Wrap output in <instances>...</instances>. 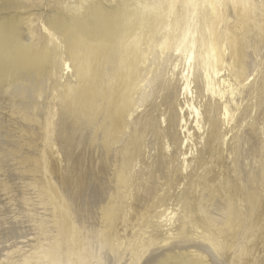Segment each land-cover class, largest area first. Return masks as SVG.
Segmentation results:
<instances>
[{
    "label": "bare ground",
    "instance_id": "1",
    "mask_svg": "<svg viewBox=\"0 0 264 264\" xmlns=\"http://www.w3.org/2000/svg\"><path fill=\"white\" fill-rule=\"evenodd\" d=\"M111 1H112V4L110 3L112 5L111 8L110 7L109 8L102 7V9L98 10L100 12L96 13L97 15H99L100 18H103V21H104L103 29H101L100 27H97L96 26L97 24L95 25L92 22L91 17L88 15V10L91 8V3H92V1L89 2V0H80L79 2H76L75 4H68L66 1H64V3L62 2L63 3L62 4L63 6L61 8L62 16H61L60 20L62 22H69L70 21V23H67V25L72 24L73 21L76 22L79 31L84 29L83 26L85 28H95L94 31H96V33L99 34L100 30L102 32H105L104 30H106V29L109 30V28H106V27L110 26V24L114 23L115 21L119 20L120 18H122V21L126 22V21H129V19L133 18L134 16H138L137 18H138V21L140 23V27H143V26L147 25L146 22L149 24L148 19L153 18V20H154V18H155L154 16L159 17V15H160V17L158 19L159 24H161L162 29L166 30L165 32L168 31V35H169L170 31H174V27L180 25L187 18L190 21L193 13L197 10V8H200L199 3L204 2V5L208 4L207 7L209 6L208 10H209V13L211 14V18H210V20H208L209 24L207 26L210 30L209 35L210 34L211 35L208 38V40L205 37L206 41H207V47L206 48L208 49L209 53L207 52L208 54L205 56L204 55L201 56L200 54L198 55V52H199L198 47L200 46L199 40L202 38V33H201L200 39H199V37H198L199 35H198L196 37V39L194 37V40L192 41V36L190 37V34H189V32H191V31H187L188 28H187V30H185L187 32L184 34L185 38L183 39L184 41L182 43H181V41H179L177 43V47H176V43L173 45L171 44L172 46H167L169 48L171 47L170 49L167 48L168 50L166 49L167 51L165 50L166 52H164L165 54H167V55H165V57L166 56L168 57L169 63L171 61L176 62V60L177 61L179 60L180 63H181V61H183L181 64L172 62V64L178 66V69H179V67L182 66L183 63H188L189 67H190V71L188 74H187V72L185 74H187V77L188 76H190V77L188 79L187 77L184 76V78H185L184 81L186 80V78L188 81V83L186 85H184L185 88H183V82L181 84L179 81L174 82L171 80V82L175 83L174 85L173 84L170 85L171 82L168 84V85H170V88L172 86L171 89L167 88V86H165L166 85L165 84L163 86V89L165 88L164 90H165V93H167V94L162 92L163 94H160V95L158 94L159 96L156 97V99L151 96L152 98H154L153 100H155L152 105L150 103H149L150 105L147 103L148 102L147 100H149L148 99L149 95L147 93L148 92L150 93V91H152V89H154L153 88L154 85H156V87H158V89H159V87L162 86L161 85L162 79L159 78V80L155 79V81H154L153 77H152L154 74L152 69H151V71L153 74L152 73H149V74L143 73L144 70L146 71L148 66H147V68H144L142 70V72H140V75L135 74L140 79H137V77L131 73L128 74L129 73L128 71H127V74L125 73L127 76L124 73H120V74L126 76V80H128V82L130 80H131V82L129 84L128 82H126L124 80V77L121 78V76H120L121 79L120 78L119 79L120 80L123 79L122 81H125L126 83H128V85L125 86L126 88L123 87L124 86L123 83L125 84V82H123L122 83L123 86L120 85V86H122V88L119 86V88L117 87L118 89L116 91L114 89V92H112L113 93L112 94L113 102H114V100L119 101V104L117 106L118 109L116 110V113L121 112L123 114L124 118H127V119L130 118L132 115H138V116H135L137 118L134 117V119H136L134 122L132 121L133 127H130L129 125L128 126L123 125L121 128V130H122L121 133L117 132L116 129L114 128V131L109 132V130H107L105 133L102 134L101 137H99V135H98L96 138L97 144L99 143L100 145L101 144L104 145L103 149L106 151L105 153L108 156H113L112 157L113 160H112L111 164L115 165L114 168H116V169L113 168L114 169V171L112 170L113 173L111 171H110L111 173H109V170H108L109 179H108V177H107V179L109 181H108V183L103 182L105 184L104 186H106V183H107L106 189H104L103 191L101 190L103 186L102 187L99 186V187H101V189L98 190L99 187L98 188L96 187L97 191H94L93 193L91 192L92 194L90 195L89 193H90L91 189L89 187H87V185H86V187H87L86 190L89 188L88 189L89 190V193H88L89 198L94 196V198H100V199L105 198V199H107V202L106 203L104 202L105 204H104V206H102L100 215L98 214V216H100V222H101L99 227L95 226L96 228L95 227L93 228V227H90V225H89L90 228L84 227L85 223H87L86 221H88V219H89V216H87L85 213L82 216L83 217L82 218V217H80V215H81L80 212H79L80 215H77V213L74 212V211H76L75 207L73 206V205H75V204H73L75 202H72V200L76 197H79V196L74 195L76 197L73 198V195L70 194L71 192H69L68 187L64 186L65 185L64 183H65V181L67 182V179L65 181H63V180L60 181L61 182V184H60L61 188L58 185H56V183L52 180L53 178L51 179V176L53 174L57 173V170H55L57 168V166H56V168L53 167V165H52L53 160H51V156H54L53 155L54 152L56 153V151L53 149V146H55V143H56L55 141L58 138V136H57L55 139V136L57 135L56 133L58 132V134H60L59 131H57L56 133L54 132L56 135H53V136L51 135V138L55 140V141L53 140L55 142V143H53L54 144L53 146H52V143H50V141H48L50 139L47 140L48 142L45 141L48 143L47 148H49L50 151L54 150V152L52 151L53 153L49 151V153H46V155H47L46 157H44L45 154L42 156L43 158L41 160H39L41 155H40V157L37 156V157H39V159H35V157H33V158L31 157L29 159L26 157L27 159L32 161V163L29 162L30 166L34 165V166H32V168H34V169L36 168V170H33L31 168V170L34 171V172L33 171L32 172L33 173L37 172L41 176V178L37 177V179H40L41 181L39 182V186L37 189L38 190V196H35V197L36 198L39 197L37 199H40L42 206L43 205H45L46 207L49 206L48 208L52 207L53 213H54V215L52 216V217H54L53 218L54 221H52V222H54L53 227L55 229V236L51 235L53 238H51L49 240V242L47 240L48 244L47 243L43 244L42 242L38 241L39 243L36 245L33 252H31L30 254L24 255L20 259L13 261L12 263L10 262V263L11 264H93V263L104 264L103 261H104L106 255H107V258H106L107 260H109L108 256L110 255L109 257H111V258L113 257L112 259H116V260L120 259L122 256H126L125 261H123L124 257L122 258V262H124L123 264H142L143 260H145L147 255L149 253H151L152 251H155L162 246H164V247L168 246L169 247V246H175L176 243H178V244L182 243V246L185 247L186 248L185 250L188 251L187 253L192 255V257L195 261H200L203 264H210V261L207 259L208 255L211 256V259L214 263L215 262L214 260H216L220 256H221V258H222V256L224 257L225 256L224 254H226L228 251L232 253L230 255L231 256V264H256L257 258L259 256H261V253L263 252V250H258V247L263 246V245L260 246L261 238H259V237H262V235L264 234V124L261 123V119H264V117L261 118L262 116H258L260 118H255V120L257 119L256 122L254 120L252 122L258 123L257 121H260V123H258L257 125L256 124L250 125L248 132L246 131L247 133H245V134L242 133L243 135L241 133L235 134L234 133L235 130L231 128L232 125H230V122L235 116L238 115V113H240L243 118L248 112L250 113V111H248V109H249L248 107H250L252 105L251 104L247 105V103L248 102L253 103V102L249 101L251 98H249V100L247 102V98L249 95L244 94L245 95L244 96L241 92H244L243 90H246V88H248L247 87L249 84L248 81L251 82L250 78L253 79V76L255 75V73H256V76H259L258 81L256 80L257 81L256 83L251 82V84L252 83H255V84L251 88L252 89L251 91L249 88L248 89L252 94L255 92L257 93L258 97L256 99H260L261 101H263V99H264V52L263 53L260 52L262 48H260L259 50L257 49L258 43L260 42L259 39L255 40V43H256L255 46H257V47H255V49H254L253 46L249 45V43H248L249 40H248V38H246V36H247L246 34L248 33L249 30H252V29L255 30V28H257V30H258V28H260V29L264 28V7L262 4L264 0L263 1L262 0H210V1L209 0H185L184 4H183L184 5L183 6L184 7L183 8L184 13H181V14L178 13L176 11L174 5H172L173 0H172V3L169 2L170 0H167V3H170V5L165 3L166 1L164 2V0H158L157 2H154V3H151V1H147V0H136V1L119 0L116 4H113L114 3L113 0H111ZM163 2L166 4L165 7H167V8H165L164 13L163 12L161 13V9H163V8H161V6L165 5ZM228 4L231 6V10H230L231 12L230 13H232V11H234V12L231 14L233 17L228 16V19H227L228 14L226 15L227 22L225 21V23H228V25L226 24L228 26V28L226 27L227 29L225 30V32L222 33L224 38L221 39V38H219L218 32L220 31V29L218 31V28H219L220 23H222L223 26L225 25V23H223L224 20L222 21V17H220V16L224 15V12H223V11H225L224 7ZM241 6H245V7L243 9V13L238 15V10ZM205 12H206V10H205ZM219 12H221V13H219ZM202 13H204V12H202ZM222 13H223V15H220ZM233 14L236 17H234ZM10 17H12V14ZM97 18L98 17H96V19ZM205 19H207V18H205ZM214 20H216V24L213 27V25L211 26V22H213ZM135 21H137V20L135 19ZM150 22H151V20H150ZM193 22H194V19H193ZM80 24H82L81 25L82 27L80 26ZM117 25H119V23ZM99 26H100V24H99ZM192 26H194V25L192 22H190L189 27L191 28ZM146 27H148V26H146ZM163 27H165V28H163ZM224 28L225 27H223V29ZM1 29H2V27H1ZM143 29H146V28L143 27ZM176 29H177V27H176ZM176 29L174 32H176ZM185 29H186V27H185ZM45 30H47V29H45ZM53 30H55V29H53ZM53 30L51 29L50 33ZM72 30H73V28H72ZM108 30H106V31H108ZM138 30H140V29H138ZM138 30L135 29V31H137V32H138ZM57 31L58 30H56V32ZM193 31H194V29H193ZM204 31H205V33L208 32L206 29ZM262 31L263 30H261L259 34H263ZM2 32H3V30H2ZM54 32L55 31H53V33ZM142 32H143V30H142ZM158 32H159V30H158ZM158 32H157V36L159 35V37L155 39L156 36L154 37V35H153L154 38L152 37L153 40L151 39L152 40L151 42L153 44L151 43V45L149 46V49L147 51L148 53L145 56L146 58H144V59H146L147 63L149 61H152V60H153V62H155L154 59H156V57H158V54L160 53L158 51V48L156 47L157 46L156 43L161 42L162 37H160V34H158ZM134 33H136V32H134ZM148 33H149V31H148ZM162 33H161V35H162ZM55 34H53L54 37H56ZM69 34H72V33H69ZM78 34H80V33L78 32ZM140 34H141V32L134 34V35L137 36V38H138ZM163 34H166V33H163ZM192 34L195 35V32H193ZM196 34H198V33H196ZM3 35L5 37L9 36L7 34H3ZM58 35H59V33H58ZM120 35H122V34H120ZM143 35L147 36L146 34H143ZM168 35H167V37H169ZM62 36H64V35H62ZM144 36H142V37H144ZM162 36L164 39L166 38L164 35H162ZM91 37H93V35ZM26 38H29V36L28 37L26 36ZM133 38H135V37H133ZM178 38H177V40H178ZM190 38H191L192 42L190 41ZM86 39L87 38H85L83 40L85 41ZM131 39H129V40H131ZM157 39L160 41H157ZM76 41H77V39H76ZM110 41H112V40H110ZM169 41H167V43ZM154 42H156V43H154ZM0 43H1V41H0ZM28 43H29V41H28ZM120 43H122V42H120ZM133 43H135V42L133 41ZM78 44H79V42H78ZM126 44H128V43H126ZM139 44L140 43H136L134 46L136 49V52L138 51L137 45H139ZM178 44H181V45H178ZM48 45H50V44L48 43ZM71 45H72V43H71ZM119 45H121V44H119ZM158 45H160V43ZM243 45L245 46V48L243 47ZM16 46H18V45H16ZM116 47H119V46L117 45ZM145 47H146V45H145ZM139 48H141V47H139ZM142 48H143V46H142ZM144 48L141 49V51L142 50L144 51ZM79 49H80V47H79ZM129 49L130 48H128L127 50H129ZM90 50H92V49H90ZM159 50H160V48H159ZM70 51H71V49H70ZM141 51H138V52L140 53ZM66 52H68V51H66ZM81 52L82 51H80L79 54ZM92 52H95V50H93ZM11 53H13V52H11ZM25 53H27V52H25ZM128 53H129V51H128ZM132 53H134V51ZM3 54H6V53H3ZM44 54L47 56V52H44ZM68 55H69V53H68ZM88 55H89V52H88ZM32 56H34V55H31V53L28 55V57H32ZM49 56H50V54H49ZM34 57L29 58V59L33 60ZM38 57H41V56H38ZM127 57H129V56H127ZM49 58H51V57H49ZM64 58H67V57H64ZM82 58H83V60L85 59L84 56ZM102 58H104V57H102ZM71 59L72 58H70V61H71ZM123 59H125V58H123ZM164 59L165 58L162 59L161 63L163 62ZM36 60H37V57H36ZM77 60L79 61V58ZM77 60H75V61H77ZM83 60H82V62H83ZM254 60H256L258 63L254 62V68H252L253 65H251V62ZM108 61H109V59H108ZM201 61H203V62H201ZM37 62H38V60H37ZM77 62L76 63L74 62V63L77 65ZM86 62L89 63V60H87ZM112 62L113 61H111V63ZM200 62L204 63V64L200 65ZM54 63H56V62H54ZM72 63L68 64V65L66 64L68 69H71L70 65L72 66ZM80 63L81 62H79V65H80ZM101 63H103V62H101ZM106 63H108V62H106ZM166 63H168V62H166ZM169 63H168V65H169ZM34 64H35V61H34ZM41 64H42V62H41ZM114 64H115V62H114ZM114 64H112V65H114ZM134 64H135V62L133 63V65ZM155 64H156V62H155ZM172 64L170 66H172ZM108 65L109 64H107V66L106 65L105 66L108 67ZM41 66H43V65H41ZM81 66H84V65H80L79 67H81ZM51 67H52V65H51ZM79 67H77V68L79 69ZM102 67H103V65H102ZM113 67H115V66H113ZM113 67H110V68L113 69ZM136 67H138V66H136ZM156 67L158 68L157 64H156ZM118 68H120V67H118ZM159 68H160V66H159ZM174 68L176 70L177 67L174 66ZM128 69H130V67H128ZM187 69H188V67L186 68V71H187ZM196 69L199 70L198 71L199 74L196 73L198 76L194 75V73H193V71ZM81 70H82V72H84L85 69L83 70V68H82ZM153 70H154V68H153ZM159 70L160 69H158V71ZM168 70H170V68ZM168 70H166V71L168 72ZM180 70H181V68H180ZM182 70L183 71H181V72L185 71L184 69H182ZM68 71H70V70H68ZM75 71L70 72V74H68L69 77L65 78L66 81L64 80V82L66 83V85L68 84L67 87H70L69 83L74 81L73 79L75 77V74H73V72H75ZM117 71H118V69H117ZM119 71H121V72L126 71L123 64H122V67L120 68ZM177 71L178 70H176V72ZM200 71L202 72L201 74H200ZM82 72H81V74H82ZM107 72H109V71H107ZM112 72H111V74L113 75ZM134 72H135V70H134ZM137 72L138 71L136 69L135 73H137ZM47 73H48V71H47ZM99 73H100V71H99ZM99 73H98V75H99ZM104 73H106V72H104ZM1 74H2V72H1ZM76 74L78 76L77 79H79L80 75H78V73H76ZM159 74H161V73H159ZM159 74H157V75H159ZM162 74H163V72H162ZM164 74H165V72H164ZM3 75H5V74H3ZM3 75L0 76V78L4 77ZM106 75H109V74L106 73ZM115 75H118V72ZM176 75H177V73H176ZM29 76L30 75L28 74V77ZM50 76H51V73H50ZM50 76H49V78H51ZM55 76H58V75H55ZM55 76H54V78H55ZM161 76H163V75H161ZM170 76H172L171 73H170ZM170 76L169 77L166 76L167 79L170 78ZM173 76H175V74ZM24 78H26V76H24ZM83 78H84V76H83ZM113 78H115V77H113ZM113 78H112V80H113ZM179 78H181V77H179ZM171 79H173V78H171ZM181 79H183V78H181ZM80 80H82V78ZM117 81H118V78H117V80H115L114 84H117L116 83ZM168 81H167V83H168ZM200 82L202 84V87L200 86ZM40 83H41V81H40ZM65 83H63L64 84L63 86H65ZM78 83H81V82L79 81ZM108 83L109 82H107L105 84V86H108L111 88L114 85V84L111 85ZM110 83H111V81H110ZM41 84L45 85L43 82ZM73 84H72V86H75V84H77V83H75V81H74ZM91 84H93V83H91ZM217 84L222 85L223 89L221 91L218 90L219 85L217 86ZM251 84H249L250 87H251ZM95 85L97 86V83ZM37 86H38V84H37ZM47 86H50V85L48 84ZM41 87H42V85H40V89H42L44 86L42 88ZM81 87H80V89H82ZM22 89L20 91H22ZM103 89H100V87H99V89H97L96 94H94L90 100V107L92 108V106H94L92 108L94 115H97L100 112V109H99L100 107L98 106L99 104L96 105V103L98 100L100 101L102 99ZM45 90L48 91V89H45ZM192 90H194L193 92L195 94H197L196 99H199L200 97H202L203 99H200V100L203 103L205 101L204 106L201 105L202 108L200 110H199V107L195 110H194V108H193V110H189L190 109L189 107L191 105L189 106L188 104H192L191 102H192L193 98H195V97H191V100H189V98H188V96L193 95V94L189 95V93H188ZM40 91H39V93H40ZM62 91H64V90H62ZM137 91H138V93H137ZM199 91H201V93H199ZM134 92H135V94H134ZM193 92H190V93H193ZM24 93H26V91H24ZM35 93H36V95L38 94L37 92H35ZM244 93L249 94V92H246V91ZM66 94H68V93H66ZM69 94H70V90H69ZM38 95L41 96V93ZM62 96H65V95H62ZM241 97L244 98L243 100L246 99V102H247L246 104H243L244 101L242 104L240 103ZM250 97H254V99H255V96H253V95H250ZM153 100L151 99L150 101H153ZM238 100H240V101H238ZM67 101H68V99H67ZM197 101L199 102V100H197ZM70 102H71V99H70ZM199 103H201V102H199ZM53 105H52V107H53ZM62 105L64 106V104H62ZM194 105L197 106V104H195V103H194ZM246 105H247V109H246ZM84 106L86 107L87 105L84 104ZM205 106H207L208 109ZM52 107H50V109ZM28 108L29 107H27V109L26 108L22 109L23 111L25 110L24 113L27 112L26 115L24 114L25 115L24 119L27 121L31 120L30 116L32 115L31 113L33 110V109L31 110ZM203 108H205L204 112L207 113V114L203 113L204 116L206 115L205 119H202L201 117H199V112ZM260 108H263V107H260ZM54 109H55V107L52 108V110L55 113L56 109L55 110ZM143 109H145L144 114L141 113V111ZM257 109H258V107H257ZM58 110L59 109L57 108V111ZM217 110L219 111L218 114H217ZM19 111L20 110H18L17 112H19ZM261 111H259V112H261ZM14 112H12V113H14ZM49 112L51 113V110ZM49 112H48V116L54 115V114H50ZM60 112H61V110H59V113ZM86 112H87V110H86ZM86 112L85 113L83 112V114H86ZM213 112H215L217 115L215 114V116H212ZM252 112H253V107H252ZM254 112H255V109H254ZM57 113L58 112H56V116H58L60 119V117H62L61 113H60V116H59V114L57 115ZM138 113H141V114H138ZM249 113H248V115H251ZM21 114H23V112H21ZM254 115H258V114L256 113ZM81 116H83V115H81ZM204 116H202V117H204ZM71 117H72V115H71ZM142 117L145 119H143ZM184 117L188 119L187 121L185 120V123L186 122L188 123V121H191L190 122L191 126H189V127L193 128V129H191L193 133H194L195 128L200 127V124L202 126L204 121L206 123V124L205 123L203 124L204 127H202V128L200 127V128H197L195 130V131L199 130V131L195 132V134L199 133L197 135L198 140H197V136L192 135V136H194L193 138H195V140L198 141L197 142L198 145L196 144V147H195V144H193L194 146H192V148H194V147L195 148L192 150H191V148H189L191 150L189 152H191V153L187 154V152H186V157H185L184 151H186L187 149L183 150L184 157L186 158V160H185V158H182L183 154H182V150H181V147L183 148L184 146H186V144L184 145V143H187L189 141V140H187V137L189 135L188 136L186 134L184 135L182 133L183 130H181V128L184 129V126L187 124V123L186 124L184 123V125H183V118ZM207 117L210 120L209 125H207V123H208ZM254 117L255 116H253V118ZM32 118H34V117H32ZM51 118H52L53 122L54 121L56 122L57 118L54 119L53 116H51ZM51 118L46 119V114H45L44 119L49 121V120H51ZM77 118H79V116ZM84 118H86V117H84ZM34 119L36 121V117ZM59 119L57 120V122L59 121ZM235 120L237 121L239 119H235ZM45 121H43L44 124H46ZM52 121H51L52 124H57L55 122L53 123ZM200 121H201V123H200ZM262 122H264V121H262ZM243 123H244L243 125H246V123L244 121H243ZM36 124H37V122H36ZM49 124H50V122H49ZM79 124H80V122H79ZM74 125L76 126L77 124H74ZM74 125H73V127H75ZM96 125L93 123V127L95 128V131L93 130L94 132L93 131L92 132L94 134L100 132V129L104 130V128H105V126H102L101 124L98 125V123H97ZM48 126L45 125L44 127H47V128H44V129H47L46 130V131H48L47 133L53 134V133L49 132L50 131L49 127L51 125L49 127ZM109 126H112V125H109ZM246 126H249V122H247ZM52 127H54V126H51V128ZM73 127H71V128L74 131ZM166 127L169 130V132L171 133V137L174 136V139L177 142L178 146L174 144L175 141L173 142V145L176 148L180 147V148H177L175 151V152L178 151V153H171L172 151H174L175 148L171 144L173 146L172 148H174L172 150L171 148H169L171 146L167 145V143H166L167 140H165V138H164V133L166 132L165 131ZM185 127H187V126H185ZM53 129H51L52 132H53ZM186 129L188 130L187 134L190 133L189 129L188 128H186ZM245 129H246V127H245ZM54 130H57V127ZM72 130L69 129V131H72ZM76 130L79 131L77 127H76ZM201 130H204V131H201ZM25 131H27V129ZM43 131H45V130H43ZM45 132H44V134H45ZM169 132H166V133H169ZM184 132H186V131H184ZM242 132H244V131H242ZM170 133L168 134L169 136H170ZM32 134H34V133H32ZM42 136H43V133H42ZM165 136L169 137L167 135H165ZM185 136H187V137H185ZM258 136H259V140L258 141L254 140L255 143L250 145L251 140H253V138H255V137L258 138ZM47 137L49 138V135ZM47 137H45L44 139L46 140ZM42 139L40 138L39 140H42ZM44 139H43V142H44ZM174 139L172 137V140H174ZM188 139H189V137H188ZM190 139H192V138H190ZM100 140H102V141H100ZM170 140L171 139L168 140V143L171 142ZM233 140H235V141L233 142ZM27 141H25L26 145L31 146L30 142H29L30 140L28 142ZM185 141H187V142H185ZM193 141H194V139H193ZM37 142H39V141H37ZM25 143H24V146H25ZM40 143H42V141H40L38 144H40ZM192 143H191V145H192ZM15 144H17V143H15ZM45 144L43 143L42 146L44 147ZM188 144H187V146H188ZM10 145H13V144H10ZM187 146H186V148L190 147V145L188 147ZM55 147H57V146H55ZM203 147H204V149H203ZM3 148H5V147H3ZM10 148H11V146H10ZM12 148H14V146H12ZM42 148H41V146L39 147V150L41 153H42V151H43V153L48 151V150H46L44 152L46 145H45V148H43V150L41 151ZM152 149L157 151V156H156L157 160H153L151 163L149 162V165L153 163V165H150L153 168L151 169L152 171L151 170L148 171V169H146V165L149 167V165H148V160H149L148 154H149V151H151ZM63 150H64V148H63ZM0 151H1V149H0ZM50 153H51V156L49 155ZM9 154H10V152H8V155ZM151 154H153V153L151 152ZM151 154H150V156H151ZM2 155H4V154H2ZM10 155L12 156V154H10ZM48 155H49V157H48ZM23 156H25V154H23ZM190 156H191V158H190ZM58 157L60 158V156H58ZM15 158H16V156H15ZM189 158L191 159L190 161H192V162H188ZM22 160L23 159H21L20 161H22ZM3 161H2V165H3ZM16 161L18 162V158ZM173 161H175V162H173ZM25 162H27V161H25ZM79 162L81 163V161H79ZM171 162H173L174 164L175 163H177V164L175 165L176 166L175 168H173V169L169 168V170L172 169V171L171 172L169 171V175H168V171L165 170L167 172V173H165L164 168L169 167L168 165H170ZM14 164L16 165V163H13V165ZM60 164H63V162ZM183 164L186 166H184ZM144 165H145V167H142ZM188 165H190L189 168H188ZM80 166H81V164H80ZM171 166H172V164H171ZM10 167H11V164H10ZM15 168H17V167L15 166ZM17 169H19V168H17ZM23 170L25 171V169H23ZM101 170H102L101 175L105 174L104 173L105 167H102V169H100V172H101ZM3 171H4V169H3ZM19 171H20V169H19ZM27 171H29V170H27ZM27 171L25 172V174L27 173ZM19 174H21V172ZM152 174H154L153 178H152V176H153ZM101 175H100V177H97V178L99 181L101 180V183H102V181L104 180V178H102V177L104 175H102V176ZM105 175L107 176L108 174L106 173ZM148 175H152V176H150L148 178ZM3 176H7V175H3ZM14 176L17 177L16 175H14ZM67 176L69 177V174ZM88 177L86 176V178H88ZM33 178H35V177H33ZM65 178H67V177H65ZM94 178H96V177H94ZM93 179H91L90 181H92ZM77 180H76V182H77ZM55 181H56V179H55ZM73 181H71V182H73ZM81 181L79 178L80 183H81ZM90 181H88V182H90ZM145 181H147V183H149L148 185H150L148 188V191H146V192L140 188V183L145 182ZM31 182H34V180L33 181L31 180L28 183L31 184ZM23 185H24V182H23ZM0 187H2V186H0ZM70 187H72V185ZM4 189H5V187H4ZM28 190L29 189H27V191ZM86 190H84L85 194H87L86 192H88ZM150 190H152V194H153V196L150 195L151 200L148 202L147 199H144L143 202H145V200L147 201V204H144V205H146V208L144 205H143V208L140 207V205L143 204V203L140 204V202H139V200L143 199V198H141L144 195L143 192L145 194H148V192ZM21 191H22V189H21ZM70 191H71V189H70ZM159 191H163L162 194L160 193L161 195H159V196L162 197V195H164V197L161 198L160 200H156V198L157 199L159 198V196H157V193L159 194ZM8 192H9V190H8ZM23 192H24V190H23ZM31 192H32V190H31ZM33 193H35V192H33ZM36 194H34V195H36ZM105 194H106V196H105ZM136 196H139L137 198H140L139 200H136L140 204V205H138L139 207L137 206L138 203L135 202ZM88 197L86 198L87 200H88ZM144 197H146V196L144 195ZM147 197H149V196H147ZM150 197H149V199H150ZM24 198H23V200H24ZM26 198H29V197H26ZM31 198H32V196H31ZM95 200H97V199H95ZM22 201H20V202H22ZM90 201H92V200L90 199L89 202ZM100 201H103V200H100ZM158 203H159V205H158ZM101 204H102V202H101ZM85 205H87L86 202H85ZM90 205H91V203H90ZM157 205H158V207H157ZM161 206L164 207V209L159 210V207H161ZM46 207H45V209H46ZM87 207H88V205L85 206V208H87ZM4 209H6V208H4ZM37 209H39V208L37 207ZM12 210H14V209L12 208ZM30 210H31V207H30L29 211ZM84 210L86 211V209H84ZM47 211H48V213H50L51 209H50V211L49 210H47ZM37 212H38V210H37ZM83 212H82V214H83ZM74 213L76 214L75 216H79L78 219H76L74 217ZM89 213L90 212H88L87 214L89 215ZM17 214H18V212H17ZM91 214H92V212H91ZM21 215H23V214H21ZM32 215H31V217H32ZM45 215H47V214H45ZM40 217H42V216H40ZM34 218L36 219V217H34ZM13 219H14V217H13ZM45 219H46V217H45ZM2 220H4V219H2ZM19 220H21V219H19ZM164 220H165V223H161ZM45 222H47V221H45ZM31 224H32V222H31ZM45 224L46 223L41 222L38 225H40V227L44 228ZM48 224H49V222H48ZM92 224H93V222H92ZM160 224H162L163 226L161 227ZM49 226H50V224H49ZM29 227H31V225ZM257 228H259V229L261 228V229L258 231ZM19 229L20 228L18 226V223H13V222L8 224V226L0 228V244L3 243V240H5V239L11 240L12 237L19 235L18 234V233H20ZM26 232H27V230H26ZM32 234H33V232H32ZM39 234H40V232H39ZM28 237H29V235H28ZM262 240H263V238H262ZM183 243L184 244L185 243H187V244L192 243V244H190L191 247L194 246L192 248H195V247H197V248L196 249H190L191 248V247H189L190 245L187 246V244L184 245ZM169 244H171V245H169ZM95 246H97V247H95ZM3 247H4V245H3ZM187 247H189V248H187ZM94 248H96V249H94ZM172 248H174V247H172ZM166 250H167V247H166ZM201 250H203V252ZM4 251H6V250H4ZM21 251H23V250H21ZM157 251L159 252V250H157ZM189 251H190V253H189ZM1 252H2V250H1ZM102 252L105 253L104 254L105 257L102 255L103 254ZM204 252L206 253V255L204 254ZM154 255L155 256H153V257L155 258L156 254H154ZM226 255H228V254H226ZM161 256L163 257V255H161ZM210 256H209V258H210ZM2 257H3V255H2ZM5 257H6V255H5ZM150 257H152V256H150ZM106 259H105V261H106ZM111 260H109L108 263L111 262ZM148 261H149V259H148ZM148 261H147V263H148ZM151 262L149 264H153L154 259H153V262L152 263ZM223 262H226V261H223ZM4 263H5V261H0V264H4ZM105 263L107 264V261ZM112 263H113V261H112ZM114 263L119 264V263H116V261ZM215 264H219V261L216 260ZM225 264H227V263H225Z\"/></svg>",
    "mask_w": 264,
    "mask_h": 264
},
{
    "label": "rangeland",
    "instance_id": "2",
    "mask_svg": "<svg viewBox=\"0 0 264 264\" xmlns=\"http://www.w3.org/2000/svg\"><path fill=\"white\" fill-rule=\"evenodd\" d=\"M64 1H66L68 4H75L76 2H79L80 0H0V29H1V27H2V29L0 30L1 32H0V41H1V43H0V76H2L3 74H5V75H3L4 77H2V78H0V149H1V151H0V186H2V187H0V228H2V227H5V226H8V224H10V223H18V226H19V232L20 233H18L19 235H17V236H14V237H12V239L10 240V239H5V240H3V243H1L0 244V261H5V263L4 264H11L13 261H16V260H18V259H20L22 256H24V255H27V254H30L31 252H33L34 251V248L36 247V245L39 243V242H42L43 244H48V242H49V240L51 239V238H53L52 236H55V229H54V227H53V223L54 222H52V221H54V217H52L53 215H54V213H53V209H52V207H50V208H48V207H46L45 205H43L42 206V203H41V201H40V199H37V198H39V197H35V196H38V186H39V182L41 181L40 179H37V177L38 178H41V176H40V174L39 173H37V172H35V173H33L34 171L33 170H36V168L34 169V168H32V166H34V165H31L30 166V163H32V161H30L29 159L32 157H35V159H39V157H40V155H41V157H40V159L39 160H41L43 157V155H44V157H46L47 155H46V153H49V148H47V142L48 141H50V143H52V146L54 145L53 143H55V146H57V147H55V146H53V149L56 151V153L54 152V150H51L50 152H52L53 153V155L54 156H51V153L49 154L50 156H51V160H53V162H52V165H53V167L54 168H56V166H57V168L55 169V170H57V173H55V174H53L52 176H51V179L56 183V185H58L60 188H61V186H60V184H61V180H63V181H65L66 179H67V182L65 181V187H68V190H69V192H71L70 194L71 195H73V198L74 197H76V196H79V197H76V198H74L73 200H72V202H75V203H73V204H75V205H73L74 207H75V210L77 211H74L75 213H77V215H80L79 214V212L81 213V215H80V217H82L85 213H86V215L87 216H89V219L91 220L92 218V222H93V224H92V222L88 219V221H86L87 223H85V225H84V227H89V225H90V227H99L100 226V216H98V214L100 215V212H101V209H102V206H104V204L107 202V199H100V198H94V196H92V197H88V195L90 194H92L94 191H97V189H96V187L98 188L99 186H103L102 187V189H101V187H99L98 188V190H104V189H106V186H107V183H108V179H109V173H111L112 172V170L114 171V169H116V168H114V166L115 165H112L111 163H112V160H113V156H108L105 152V150L103 149L104 148V145H100L99 143L97 144L96 142V138H97V136L99 135V137H101L102 136V134L103 133H105L107 130H109V132H112V131H114V128L116 129V131L117 132H119V133H121L122 132V130H121V128H122V126L123 125H129L130 127H133V122L136 120V119H134V117L135 116H138V115H132L130 118H124V116H123V114L120 112V113H116V110L118 109L117 108V106H118V104H119V101L117 100V101H115L114 100V102H113V100H112V92H114V89H115V91L119 88V86L120 85H122V83L123 82H128V80H126V74H127V71L129 72L128 74H133L134 76H136L135 74H138V75H140V72H142V70L144 69V68H147V66H148V68L146 69V71L144 70L143 71V73H146V74H149V73H152V71H153V80L155 81V79L156 80H159V78H161L162 79V81H161V87H159V89H158V87H156V85H154V89H152V91H150V93L148 92L147 94L149 95L148 96V99L149 100H147L148 102V104L150 103L151 105L154 103V101L155 100H153L154 98L156 99V97H158L160 94H163V93H165V88L163 89V86L165 85V86H167V88H169V89H171L172 88V86H171V88H170V85L171 84H175L174 82H176V81H179L181 84H182V82H183V88H185V86L184 85H186L187 83H188V81H187V78L189 79V77L190 76H188L187 77V74L189 73V71H190V67H189V64L188 63H183L182 64V66L181 67H179V69H178V66L177 65H174V64H172V62H174V61H171L170 63H169V59H168V57L166 58L165 57V55H167V54H165L164 52H166L168 49H170L169 47H167V46H172L173 44H175L176 43V47H177V43L179 42V41H181V43L184 41L183 39L185 38V33L187 32V31H191V32H189V34H190V37L192 36V41L194 40V37H195V39H196V37L198 36L199 37V39H200V37H201V33H202V38L199 40V47H198V50H199V52H198V55L200 54L201 56L202 55H207L208 53H209V51H208V49L206 48L207 47V41H206V38H207V40H208V38L210 37V35H209V33H210V30H209V28L207 27L208 26V24H209V22H208V20H210V18H211V14L209 13V10H208V7H207V5L208 4H205L204 5V2L202 3V2H200L199 3V5H200V8H197V10L193 13V15H192V17H191V20L189 21V19L187 18L184 22H182L180 25H178V26H176L177 27V29H176V27H174V31H175V29H176V32H174V31H170L169 33V35H168V31L167 32H165L166 30L165 29H162V27H161V24H159V17H160V15H159V17H156V16H154L155 18H154V20H153V18L151 19H148L147 21L149 22V24L146 22V24L147 25H145V26H143L144 28H146V29H143V27H140V23H139V21H138V16H134L133 18H131V19H129V21H126V22H124V21H122V18H120L119 20H117V21H115L114 23H112V24H110V26H108V27H106V28H109V30L108 29H106V30H108V31H106V30H104L105 32H102L101 30H100V32H99V34L98 33H96V31H94L95 30V28H85L84 26H83V30H81V31H79V29H78V26H77V24H76V22H74L73 21V23L72 24H70V25H67V23H70V21L69 22H62L61 20H60V18H61V16H62V13H61V8H62V4L64 3ZM90 1H92V3H91V8L88 10V15L91 17V19H92V22L97 26V27H100L101 29H103V27H104V21H103V18H100L99 17V15H97L96 13L97 12H100V11H98V10H100V9H102V7H107V8H111L112 7V1L111 0H89V2ZM114 1V3L113 4H116L119 0H113ZM132 1V0H131ZM133 1H136V0H133ZM147 1H151V3H154V2H157L158 0H147ZM166 1V2H165ZM184 1L185 0H173V3H172V0H170L169 2H171L172 3V5H174V7H175V9H176V11L178 12V13H184ZM210 1V0H209ZM263 1V0H262ZM63 2V3H62ZM164 2L165 3H167V0H164ZM163 2V3H164ZM111 3V4H110ZM164 3V4H165ZM167 4H169L170 5V3H167ZM231 4V3H230ZM263 7H264V1H263ZM111 5V6H110ZM232 5V4H231ZM166 6V4L165 5H162L161 6V8H163V9H161V13L163 12L164 13V10H165V8H167V7H165ZM244 7L245 6H241L240 8H239V10H238V15H240V14H242L243 13V9H244ZM226 8V9H225ZM233 9V8H232ZM205 10H206V12H205ZM224 10L225 11H223L224 12V15H223V13L222 14H220V15H223V16H220V17H222V21H223V23H225V21L227 22V19H228V16H232L231 14L234 12V11H232V13H230L231 11V6L228 4V5H226L225 7H224ZM228 10V11H227ZM34 12V13H33ZM202 12H204V13H202ZM226 12V13H225ZM32 13V14H31ZM219 13H221V12H219ZM2 14V15H1ZM11 14H12V17H10L11 16ZM208 14V15H207ZM228 14V15H227ZM226 15H227V19H226ZM234 15V14H233ZM32 16V17H31ZM56 16V17H55ZM28 17V18H27ZM96 17H98L97 19H96ZM209 17V18H208ZM233 17V16H232ZM234 17H236L235 15H234ZM205 18H207V19H205ZM135 19L137 20V21H135ZM193 19H194V22H193ZM28 20V21H27ZM121 20V21H120ZM150 20H151V22H150ZM77 21V20H76ZM120 21V22H119ZM237 21V20H236ZM2 22V23H1ZM30 22V23H29ZM124 22V23H123ZM155 22V23H154ZM190 22H192L193 23V25L194 26H192L191 28L189 27L190 26ZM208 22V23H207ZM119 23V25H117ZM126 23V24H125ZM187 23V24H186ZM76 24V25H75ZM99 24H100V26H99ZM123 24V25H122ZM216 24V20H214L213 22H211V26L213 25V27H214V25ZM222 23H220V25H219V28H218V31H219V29H220V31L218 32L219 33V38H221V39H223L224 37H223V35H222V33L223 32H225V30L228 28V23H225V25L223 26V24L221 25ZM56 25V26H55ZM68 27H67V26ZM82 24H80V26H81ZM103 25V26H102ZM112 25V26H111ZM160 25V26H159ZM188 25V26H187ZM114 26V27H113ZM120 26V27H119ZM146 26H148V27H146ZM75 27V28H74ZM82 27V26H81ZM112 29H111V28ZM140 27V28H139ZM161 27V28H160ZM185 27H186V29H185ZM194 27V28H193ZM223 27H225L224 29H223ZM227 27V28H226ZM65 28V29H64ZM72 28H73V30H72ZM114 28V29H113ZM117 30H116V29ZM124 28V29H123ZM127 30H126V29ZM148 28V29H147ZM163 28H165V27H163ZM187 28H188V30H187ZM194 29V31H193V29ZM45 29H47V30H45ZM49 29V30H48ZM51 29L53 30V29H55V30H53V31H55L54 33H53V31L50 33V31H51ZM61 29V30H60ZM67 29V30H66ZM75 29V30H74ZM135 29L136 30H138V29H140V30H138V32L137 31H135ZM155 29V30H154ZM190 29V30H189ZM198 29V30H197ZM207 30L208 32H206L205 33V31L204 30ZM222 29V30H221ZM2 30H3V32H2ZM56 30H58L57 32H56ZM92 30V31H91ZM125 30V31H124ZM142 30H143V32H142ZM149 31V33H148V31ZM158 30H159V32H158ZM185 30H187V31H185ZM224 30V31H223ZM261 30H263L262 31V33L263 34H259L260 33V31ZM49 31V32H48ZM83 31V32H82ZM125 33H124V32ZM7 32V33H6ZM78 32L80 33V34H78ZM90 32V33H89ZM114 32V33H113ZM134 32H136V33H134ZM141 32V34L139 35V37L137 38V36H135L134 34H137V33H140ZM146 32V33H145ZM152 32V33H151ZM157 32H158V34H160V37H162L161 39H162V41L161 42H159L160 43V45H158L159 43H156V42H154V43H156V47L158 48V51L160 52L159 54H158V57H156V59L158 60H156V59H154V61L156 62V64H157V66H158V68L156 67V64H155V62H153V60L152 61H149L148 63H147V61H146V59H144V58H146L145 56H146V54L148 53L147 51H148V49H149V46L151 45V41L153 40V38L155 37V39L156 38H158L159 37V35L157 36ZM166 33V34H163V33ZM174 32V33H173ZM193 32H195V35L194 34H192ZM57 35H56V34ZM58 33H59V35H58ZM69 33H72V34H69ZM77 33V34H76ZM106 33V34H105ZM151 33V34H150ZM161 33H162V35H164L166 38L164 39L163 38V36L161 35ZM196 33H198V34H196ZM3 34H7V35H9V36H7V37H5ZM52 34V35H51ZM53 34H55V36L56 37H54V35ZM67 34V35H66ZM69 34V35H68ZM96 34V35H95ZM114 34V35H113ZM120 34H122V35H120ZM143 34H146L147 36H144ZM11 35V36H10ZM51 35V36H50ZM62 35H64V36H62ZM66 35V36H65ZM93 35V37H91ZM105 35V36H104ZM153 35H154V37H153ZM167 35L169 36V37H167ZM247 36H246V38H248V40H249V45L250 46H253V48L255 49V47H257V46H255L256 45V43H255V40L256 39H259L260 40V42L258 43V47H257V49L259 50L260 48H262L261 49V53H263L264 52V28L263 29H260V28H258V30H257V28H255V30L254 29H252V30H249L248 31V33L246 34ZM19 36V37H18ZM26 36L28 37L29 36V38H26ZM69 36V37H68ZM90 36V37H89ZM95 36V37H94ZM117 36V37H116ZM131 36V37H130ZM142 36H144V37H142ZM175 36V37H174ZM177 36V37H176ZM17 37V38H16ZM77 37V38H76ZM80 39H79V38ZM118 39H116V38ZM121 39H120V38ZM133 37H135V38H133ZM142 37V38H141ZM146 37V38H145ZM153 37V38H152ZM173 37V38H172ZM179 37V38H178ZM206 37V38H205ZM22 38V39H21ZM26 38V39H25ZM49 38V39H48ZM67 38V39H66ZM85 38H87L85 41L83 40V39H85ZM94 38V39H93ZM111 38V39H110ZM114 38V39H113ZM127 38V39H126ZM132 38V39H131ZM177 38H178V40H177ZM55 39V40H54ZM76 39H77V41H76ZM98 39V40H97ZM129 39H131V40H129ZM140 41H139V40ZM142 39V40H141ZM152 39V40H151ZM167 39V40H166ZM57 40V41H56ZM110 40H112V41H110ZM120 40V41H119ZM165 42H164V41ZM170 40V41H169ZM28 41H29V43H28ZM90 41V42H89ZM97 41V42H96ZM119 41V42H118ZM126 41V42H125ZM133 41L135 42V43H133ZM157 41H160V40H158L157 39ZM167 41H169L168 43H167ZM172 41V42H171ZM177 41V42H176ZM190 41H191V38H190ZM191 41V42H192ZM18 42V43H17ZM20 42V43H19ZM24 42V43H23ZM31 42V43H30ZM77 44H76V43ZM78 42H79V44H78ZM120 42H122V43H120ZM124 42V43H123ZM131 42V43H130ZM145 42V43H144ZM147 42V43H146ZM17 43V44H16ZM26 43V44H25ZM48 43L50 44V45H48ZM71 43H72V45H71ZM106 43V44H105ZM126 43H128V44H126ZM136 43H140L139 45H137V48H138V51H141V49H143L144 47H145V45H146V47L144 48V51L142 50L140 53L137 51L136 52V49H135V44ZM144 43V44H143ZM9 44V45H8ZM25 44V45H24ZM29 44V45H28ZM47 44V45H46ZM53 46H52V45ZM56 44V45H55ZM119 44H121V45H119ZM126 44V45H125ZM132 44V45H131ZM143 44V45H142ZM153 44V43H152ZM164 44V45H163ZM172 44V45H171ZM263 44V45H262ZM16 45H18V46H15ZM60 45V46H59ZM91 45V46H90ZM98 45V46H97ZM119 46V47H116V46ZM124 45V46H123ZM178 45H181V44H178ZM263 47H262V46ZM22 46V47H21ZM28 46V47H27ZM142 46H143V48H142ZM15 47V48H14ZM51 49H50V48ZM60 47V48H59ZM79 47H80V49H79ZM98 47V48H97ZM132 47V48H131ZM134 47V48H133ZM139 47H141V48H139ZM166 47V48H165ZM179 47V46H178ZM243 47L245 48V46L243 45ZM18 48V49H17ZM49 48V49H48ZM95 48V49H94ZM97 48V49H96ZM110 48V49H109ZM128 48H130L129 50H127ZM159 48H160V50H159ZM168 48V49H167ZM20 49V50H19ZM23 49V50H22ZM45 49V50H44ZM61 49V50H60ZM70 49H71V51H70ZM77 49V50H76ZM90 49H92V50H90ZM167 49V50H166ZM205 49V50H204ZM14 50V51H13ZM48 50V51H47ZM56 50V51H55ZM87 50V51H86ZM93 50H95V52H92ZM108 50V51H107ZM115 50V51H114ZM163 52H162V51ZM166 50V51H165ZM207 50V51H206ZM20 51V52H19ZM47 52V56L44 54V52ZM51 51V52H50ZM66 51H68V52H66ZM80 51H82L80 54H79V52ZM91 51V52H90ZM128 51H129V53H128ZM134 51V53H132V52ZM206 51V52H205ZM11 52H13V53H11ZM24 52V53H23ZM25 52H27V53H25ZM71 52V53H70ZM88 52H89V55H88ZM100 52V53H99ZM208 52V53H207ZM3 53H6V54H3ZM21 55H20V54ZM31 53V55H34V56H32V57H28V55ZM59 53V54H58ZM64 53V54H63ZM66 53V54H65ZM68 53H69V55H68ZM75 53V54H74ZM93 53V54H92ZM95 53V54H94ZM99 53V54H98ZM131 53V54H130ZM164 53V54H163ZM3 54V55H2ZM23 54V55H22ZM27 54V55H26ZM37 54V55H36ZM49 54H50V56H49ZM61 54V55H60ZM82 54V55H81ZM101 54V55H100ZM143 56H142V55ZM10 55V56H9ZM15 55V56H14ZM100 57H99V56ZM104 55V56H103ZM3 56V57H2ZM12 56V57H11ZM14 56V57H13ZM38 56H41V57H38ZM71 56V57H70ZM84 56V60H83V57ZM104 57V58H102V57ZM115 56V57H114ZM120 56V57H119ZM127 56H129V57H127ZM173 56V55H172ZM8 57V58H7ZM34 57V59L32 60V59H29V58H33ZM36 57H37V60H38V62H37V60H36ZM49 57H51V58H49ZM64 57H67V58H64ZM5 58V59H4ZM11 58V59H10ZM40 60H39V59ZM60 58V59H59ZM70 58H72L71 59V61H70ZM79 58V61L77 60ZM99 58V59H98ZM101 58V59H100ZM107 58V59H106ZM120 58V59H119ZM123 58H125V59H123ZM130 58V59H129ZM141 58V59H140ZM163 58H165L164 60H163V62L161 63V61H162V59ZM2 59V60H1ZM14 59V60H13ZM83 60V62H82V60ZM98 59V60H97ZM108 59H109V61H108ZM113 59V60H112ZM117 61H116V60ZM140 59V60H139ZM179 59V58H178ZM50 60V61H49ZM57 60V61H56ZM64 60V61H63ZM75 60H77V61H75ZM87 60H89V63L88 62H86ZM94 62H93V61ZM168 60V61H167ZM173 60V59H172ZM212 60V59H211ZM3 63H2V62ZM16 61V62H15ZM20 61V62H19ZM34 61H35V64H34ZM48 61V62H47ZM53 61V62H52ZM59 61V62H58ZM76 63L77 62V65L74 63V62ZM99 61V62H98ZM103 62V63H101V62ZM111 61H113L112 63H111ZM119 61V62H118ZM124 61V62H123ZM135 62V64L133 65V63ZM23 62V63H22ZM32 62V63H31ZM40 62V63H39ZM41 62H42V64H41ZM44 62V63H43ZM54 62H56V63H54ZM73 62V63H72ZM79 62H81L80 63V65H84V66H81V67H79L80 65H79ZM106 62H108V63H106ZM114 62H115V64H114ZM137 62V63H136ZM165 62V63H164ZM166 62H168L169 63V65H168V63H166ZM183 61H181V63H182ZM201 62H203V61H201ZM200 62V65H202V64H204V63H201ZM254 62L255 63H258L256 60H254V61H252L251 62V65H253L252 66V68H254ZM28 63V64H27ZM38 63V64H37ZM58 63V64H57ZM72 63V66L70 65V68L71 69H68V67H67V65L68 64H71ZM83 63V64H82ZM106 63V64H105ZM111 63V64H110ZM121 63V64H120ZM161 63V64H160ZM174 63H178V64H181L180 63V61L178 60H176V62H174ZM57 64V65H56ZM67 64V65H66ZM75 64V65H74ZM107 64H109L108 65V67H106L107 66ZM112 64H114V65H112ZM122 64L124 65V68H125V70L126 71H119L120 70V68L122 67ZM139 64V65H138ZM159 64V65H158ZM167 64V65H166ZM172 64V66H170ZM186 64V65H185ZM27 65V66H26ZM41 65H43V66H41ZM50 65V66H49ZM51 65H52V67H51ZM74 65V66H73ZM101 65V66H100ZM102 65H103V67H102ZM106 65V66H105ZM176 66L177 68H176V70H178L177 72H176V70H175V68H174V66ZM185 65V66H184ZM188 65V66H187ZM13 66V67H12ZM40 66V67H39ZM61 66V67H60ZM76 66V67H75ZM87 66V67H86ZM113 66H115V67H113ZM136 66H138V67H136ZM144 66V67H143ZM159 66H160V68H159ZM167 66V67H166ZM77 67H79V69L77 68ZM95 67V68H94ZM110 67H113V69L112 68H110ZM118 67H120V68H118ZM128 67H130V69H128ZM154 68V70L157 72H155L154 70H153V68ZM156 67V68H155ZM163 67V68H162ZM183 67V68H182ZM188 67V69H187V71H186V68ZM50 68V69H49ZM54 68V69H53ZM83 68V70H84V72H82V69ZM99 68V69H98ZM170 68V70H168ZM173 68V69H172ZM180 68H181V70H180ZM20 69V70H19ZM27 69V70H26ZM40 69V70H39ZM50 71H49V70ZM57 69V70H56ZM102 69V70H101ZM109 69V70H108ZM112 69V70H111ZM117 69H118V71H117ZM128 69V70H127ZM133 69V70H132ZM136 69H137V73H135L136 72ZM151 69H152V71H151ZM157 69V70H156ZM158 69H160L159 71H158ZM172 69V70H171ZM182 69H184L185 71L184 72H181V71H183ZM54 70V71H53ZM62 70V71H61ZM68 70H70V71H68ZM76 70V71H75ZM79 70V71H78ZM134 70H135V72H134ZM166 70H168V72L166 71ZM175 70V71H174ZM197 70V71H196ZM196 70H194L193 71V73H194V75H197L196 73H198L199 74V70L198 69H196ZM26 71V72H25ZM47 71H48V73H47ZM72 71H75V72H73V74H75V77H74V81H75V83H77V84H75V86H72V84L74 83V81H72V82H70L69 83V86L70 87H67L68 86V84L66 85V83L64 82V80H65V78L66 77H69L68 76V74H70V72H72ZM90 71V72H89ZM92 71V72H91ZM98 71V72H97ZM99 71H100V73H99ZM107 71H109V72H107ZM113 71V72H112ZM150 71V72H149ZM171 71V72H170ZM1 72H2V74H1ZM43 72V73H42ZM62 72V73H61ZM81 72H82V74H81ZM86 72V73H85ZM95 72V73H94ZM97 72V73H96ZM104 72H106V73H108L109 75H106V73H104ZM111 72L113 73V75L111 74ZM117 72H118V75H115V74H117ZM161 73V74H159V73ZM162 72H163V74H162ZM164 72H165V74H164ZM181 72V73H180ZM187 72V74H185ZM13 73V74H12ZM50 73H51V76H50ZM64 73V74H63ZM76 73H78V75H80L79 77V79H77V74ZM80 73V74H79ZM98 73H99V75H98ZM120 73H126L125 75H122V74H120ZM156 73V74H155ZM170 73H171V75L172 76H170ZM175 74V76H173L174 74ZM176 73H177V75H176ZM179 73V74H178ZM202 72L200 71V74H201ZM28 74L30 75L29 77H28ZM87 74V75H86ZM94 74V75H93ZM157 74H159V75H157ZM185 74V75H184ZM192 74V73H191ZM10 75V76H9ZM16 75V76H15ZM32 75V76H31ZM35 75V76H34ZM48 75V76H47ZM55 75H58V76H55ZM161 75H163V76H161ZM181 75V76H180ZM183 75V76H182ZM24 76H26V78H24ZM49 76L52 78H49ZM54 76H55V78H54ZM60 76V77H59ZM83 76H84V78H83ZM88 76V77H87ZM92 76V77H91ZM104 76V77H103ZM111 76V77H110ZM120 76H121V78L122 77H124V80L125 81H122V80H120L121 78H120ZM169 77L170 76V78H168L167 79V77ZM178 76V77H177ZM184 76L185 77H187L186 78V80L184 81ZM198 76V75H197ZM256 73H255V75L253 76V79H251L250 78V80H251V82H257L258 81V78H259V76H256ZM87 77V78H86ZM99 77V78H98ZM113 77H115V78H113ZM118 78V81L116 82L117 84H114V82H115V80H117V78ZM137 77V79H140L138 76H136ZM179 77H181V78H183V79H181V78H179ZM256 79H255V78ZM10 78V79H9ZM82 78V80H80ZM112 78H113V80H112ZM120 78V79H119ZM135 78V77H134ZM166 78V79H165ZM171 78H173V79H171ZM179 78V79H178ZM47 79V80H46ZM84 79V80H83ZM89 79V80H88ZM160 79V80H161ZM178 79V80H177ZM255 79V80H254ZM37 82H36V81ZM106 80V81H105ZM168 81V83H167V81ZM171 80L172 81H174V82H171ZM253 80V81H252ZM257 80V81H256ZM40 81H41V83L43 82L45 85H43V84H41L40 83ZM55 81V82H54ZM60 81V82H59ZM66 81V80H65ZM77 81V82H76ZM81 82V83H78V82ZM89 81V82H88ZM94 81V82H93ZM97 81V82H96ZM110 81H111V83H110ZM122 81V82H121ZM50 82V83H49ZM62 82V83H61ZM83 82V83H82ZM105 82V83H104ZM107 82H109L108 84H111V85H113L111 88L110 87H108V86H105V84L107 83ZM125 82V84L123 83V87H125L126 85H128V83L130 84V82H131V80L128 82V83H126ZM166 82V83H165ZM171 82V83H170ZM251 82L250 81H248V83L249 84H251ZM63 83H65V86H63L64 84ZM85 83V84H84ZM90 83V84H89ZM91 83H93V84H91ZM97 83V86L95 85ZM170 83V85H168ZM255 83H252L251 84V87H250V85L248 84V88L250 89V91L252 90L251 88L253 87V85L255 84ZM10 84V85H9ZM37 84H38V86H37ZM42 85V87L44 88H42V89H40V85ZM50 85V86H47V85ZM71 84V85H70ZM84 86H83V85ZM13 85V86H12ZM36 85V86H35ZM74 85V84H73ZM78 87H77V86ZM82 87H81V86ZM220 87H219V86ZM10 86V87H9ZM17 86V87H16ZM61 86V87H60ZM72 86V87H71ZM104 86V87H103ZM122 86H120L121 88H122ZM169 86V87H168ZM200 86L202 87V84H201V82H200ZM217 86H218V90L219 91H221L223 88H222V85H220V84H217ZM49 87V88H48ZM74 87V88H73ZM80 87L82 88V89H80ZM99 87H100V89H103V96H102V99L99 101H97V103H96V105H98L100 108V112L97 114V115H94V113H93V111H92V108L94 107V106H92V108L90 107V100H91V98L93 97V95L94 94H96V92H97V89H99ZM103 87V88H102ZM118 87V88H117ZM23 88V89H22ZM69 88V89H68ZM72 88V89H71ZM76 88V89H75ZM79 90H78V89ZM84 88V89H83ZM126 88V87H125ZM124 88V89H125ZM156 88V89H155ZM248 88H246V90H243L244 92L246 91V92H249V94H247V93H244V92H241L243 95L244 94H246V95H249L248 96V98H247V102H248V100H249V98H251L249 101H252L253 103H251V102H246V99L245 100H243L244 98H240L241 99V101L240 100H238V101H240V103L242 104L243 103V101H244V103L243 104H246L247 103V105L248 104H251L252 106H250V107H248L249 109H248V111H250V113L249 114H251V115H248V113L244 116V118L241 116V114L240 113H238V115L237 116H235L232 120H231V122H230V125H232L231 126V128L232 129H234L235 130V134H239V133H243V134H245V133H247L248 132V130H249V127H250V125H252V124H258V123H260V121H257L258 123H253L252 121L254 120L255 122H256V120H255V118H260V117H258V116H262L261 118H263L264 117V99H263V101H261L260 99H256L257 97H258V95H257V93L255 92V93H251L250 91H249V89ZM16 89V90H15ZM22 89V91L24 90V91H26V93H24V91L22 92V91H20ZM45 89H48V91L47 90H45ZM61 89V90H60ZM67 89V90H66ZM89 89V90H88ZM248 89V90H247ZM28 90V91H27ZM40 91V93H41V96L40 95H38V94H40L39 93V91ZM50 90V91H49ZM62 90H64V91H62ZM69 90H70V94H69ZM73 90V91H72ZM86 90V91H85ZM91 90V91H90ZM140 90V89H139ZM164 90V91H163ZM202 90V89H201ZM43 91V92H42ZM47 91V92H46ZM76 91V92H75ZM179 91V90H178ZM194 90H192V91H190V92H193ZM13 92V93H12ZM35 92H37L38 94L36 95V93ZM52 92V93H51ZM65 92V93H64ZM111 92V93H110ZM163 92V93H162ZM190 92H188L189 93V95L191 94H193L192 96H188V98H189V100H191V97H195V98H193V100H192V104H188L189 106V110H193V108H194V110L195 109H197L198 107H199V110L202 108V106L201 105H203L204 106V104H205V101H204V103L200 100V99H203L202 97H198L199 99H196V97H197V94H195L194 92L193 93H190ZM66 93H68V94H66ZM87 93V94H86ZM137 93H138V91H137ZM157 93V94H156ZM187 93V94H188ZM199 93H201V91H199ZM251 93V94H250ZM52 94V95H51ZM61 94V95H60ZM83 94V95H82ZM134 94H135V92H134ZM152 94V95H151ZM157 96H156V95ZM159 94V95H158ZM165 94H167V93H165ZM44 95V96H43ZM62 95H65V96H62ZM155 95V96H154ZM250 95H253V96H255V99H254V97H250ZM37 96V97H36ZM52 96V97H51ZM62 96V97H61ZM154 97V98H152V97ZM245 96V95H244ZM53 98V99H52ZM71 99V102H70V99ZM62 99V100H61ZM67 99H68V101H67ZM153 100V101H150V100ZM253 99V100H252ZM112 100V101H111ZM197 100H199V102H201V103H199ZM61 101V102H60ZM195 101V102H194ZM256 101V102H255ZM54 102V103H53ZM67 102V103H66ZM105 102V103H104ZM152 102V103H151ZM261 102V103H260ZM81 103V104H80ZM114 103V104H113ZM194 103L195 104H197V106L196 105H194ZM199 103V104H198ZM54 104V105H53ZM62 104H64V106L62 105ZM84 104L85 105H87L86 107L84 106ZM149 104V105H150ZM240 104V105H241ZM261 104V105H260ZM52 105H53V107H55V109H56V112H58L57 113V115L59 114V116H60V113H61V116L63 117H60V119H59V117L58 116H56V112L54 113V111L52 110ZM62 105V106H61ZM83 105V106H82ZM247 105H246V109H247ZM67 106V107H66ZM76 106V107H75ZM196 108H195V107ZM245 106V105H244ZM263 107V108H260V107ZM27 107H29L28 109H33L32 110V117H36V121H35V119L34 118H32L31 116H30V119L31 120H25L24 119V116L26 115V113H24L25 112V110L23 111L22 109H27ZM37 107V108H36ZM48 107V108H47ZM50 107H52L51 109H50ZM59 109V110H61V112L59 113V110L57 111V108ZM83 107V108H82ZM148 107V106H147ZM146 107V108H147ZM187 107V106H186ZM206 108H207V106H205ZM252 107H253V112H252ZM257 107H258V109H257ZM20 108V109H19ZM15 109V110H14ZM20 110L19 112H17L18 110ZM51 110V113L49 112L50 110ZM54 109V110H55ZM72 109V110H71ZM208 109V108H207ZM254 109H255V112L258 114V115H254V114H256L255 112H254ZM258 111H257V110ZM263 109V110H262ZM22 110V111H21ZM74 110V111H73ZM86 110H87V112H86ZM144 110V111H143ZM142 111H141V113H143L144 114V112H145V109H143ZM185 110V109H184ZM219 110V109H218ZM217 110V114H218V112L220 111H218ZM262 110V111H261ZM15 111V112H14ZM53 111V112H52ZM205 111V108H203L200 112H199V117H201L202 119H205V117H206V115L204 116V114H207V113H205L204 112ZM209 111V110H208ZM207 111V112H208ZM259 111H261V112H259ZM12 112H14V113H12ZM21 112H23V114H21ZM47 112V113H46ZM48 112L50 113V114H54V115H51V116H53V118L54 119H56V122L55 123H57V124H52L51 123V121H52V118H51V116L49 115L48 116ZM83 112L85 113L86 112V114H83ZM211 112V111H210ZM216 112V111H215ZM215 112H213L212 113V116H215ZM259 112V113H258ZM263 112V113H262ZM18 113V114H17ZM39 113V114H38ZM141 113H138V114H141ZM204 113V114H203ZM25 114V115H24ZM45 114H46V119H50L51 118V120H46V119H44V117H45ZM66 114V115H65ZM202 114V115H201ZM211 114V113H210ZM216 114V115H217ZM19 115V116H18ZM30 115V114H29ZM70 115V116H69ZM71 115H72V117H71ZM81 115H83V116H81ZM48 116V117H47ZM79 116V118H77ZM81 116V117H80ZM111 116V117H110ZM202 116H204V117H202ZM211 116V117H212ZM241 116V117H240ZM253 116H255L254 118H253ZM84 117H86V118H84ZM144 117V116H143ZM142 117V118H143ZM238 117V118H237ZM240 117V118H239ZM68 118V119H67ZM135 118H137V117H135ZM208 118V117H207ZM243 118V119H242ZM24 119V120H23ZM34 119V120H33ZM59 119V121L57 122V120ZM70 119V120H69ZM93 119V120H92ZM116 119V120H115ZM121 119V120H120ZM127 119V120H126ZM134 119V120H133ZM143 119H145V118H143ZM235 119H239V120H235ZM242 119V120H241ZM246 121H245V120ZM46 120V121H45ZM78 120V121H77ZM81 120V121H80ZM130 120V121H129ZM185 120L187 121L188 119L187 118H183V125H184V123H185ZM208 120H209V118H208ZM207 120V125H209V123H210V120L208 121ZM11 121V122H10ZM34 121V122H33ZM43 121H45V123L46 124H44L43 123ZM129 121V122H128ZM133 121V122H132ZM241 121V122H240ZM243 121L246 123V125H247V122H249V126H246V125H243L244 123H243ZM262 121H264V119H261V123L262 124H264V122H262ZM26 122V123H25ZM36 122H37V124H36ZM49 122H50V124H49ZM53 122V121H52ZM53 122V123H54ZM79 122H80V124H79ZM127 122V123H126ZM132 122V123H131ZM190 122L191 121H188V123L190 124ZM239 124H238V123ZM40 123V124H39ZM93 123L96 125L97 123H98V125L99 124H101L102 126H105V128H104V130L103 129H100V132H98V133H96V134H94L93 132L95 131V128L93 127ZM187 123V122H186ZM185 123V124H186ZM186 124L185 126H187V127H185L184 126V129H182L181 128V130H183L182 131V133L185 135H189L188 137H189V139H188V137L187 136H185V137H187V140H189L188 142L187 141H185V142H187V143H184V145L186 144V146H187V144H188V146L190 145V147H188V148H186V146H184L183 148L181 147V150H182V158H185L186 157V152H187V154H190L191 152H189V151H191L192 149H194L195 147H196V144L198 145V134L199 133H196L195 134V132H197V131H199V130H197V131H195L197 128H202V127H204V123H205V121L203 122V124H202V126H201V124H200V127H197V128H195L194 129V133L192 132V130L191 129H193V128H191V127H189V126H191V124L189 125V124ZM200 123H201V121H200ZM237 125H236V124ZM251 123V124H250ZM74 124H77L76 126L74 125ZM206 124V123H205ZM43 125V126H42ZM56 126L57 127V130H54V129H56V127L54 128V127H52L51 128V126L49 127V129H50V131L49 132H51V133H53V134H50V133H47L48 131H46L47 129H44V128H47V127H44V126ZM73 125L75 126V127H73ZM109 125H112V126H109ZM236 125V126H235ZM239 125V126H238ZM97 126V125H96ZM114 126V127H113ZM3 127V128H2ZM5 127V128H4ZM23 127V128H22ZM71 127H73L74 128V131L72 130V128ZM76 127L78 128V130L79 131H77L76 130ZM81 129H80V128ZM245 127H246V129H245ZM248 127V128H247ZM37 128V129H36ZM54 128V129H53ZM70 130H72V131H69V129ZM93 128V129H92ZM186 128H188L189 129V132L190 133H188L187 134V132H188V130L186 129ZM238 128V129H237ZM20 129V130H19ZM27 129V131H25V130ZM42 129V130H41ZM51 129H53V132H52V130ZM68 129V130H67ZM132 129V128H131ZM6 130V131H5ZM43 130H45V131H43ZM76 130V131H75ZM94 130V131H93ZM42 131V132H41ZM57 131H59V133L60 134H58V132ZM93 131V132H92ZM165 131L166 132H169V130L167 129V127H166V129H165ZM164 131V132H165ZM184 131H186V132H184ZM201 131H204V130H201ZM242 131H244V132H242ZM247 131V132H246ZM5 132V133H4ZM7 132V133H6ZM11 132V133H10ZM20 132V133H19ZM26 132V133H25ZM44 132H45V134H44ZM57 134H55V133ZM164 133V138H165V140H167L166 141V143H167V145H169V146H171V147H169V148H171L172 150L174 149V151H172L171 153H178V151L177 152H175L176 151V149L177 148H180V147H175L174 145H173V142L175 141V139H174V136H172L173 137V139L174 140H172V137H171V133H170V136L168 135L169 133ZM32 133H34V134H32ZM42 133H43V136H42ZM93 133V134H92ZM192 133V134H191ZM74 134V135H73ZM242 134V135H243ZM21 135V136H20ZM30 135V136H29ZM49 135V138L47 137ZM51 135L53 136V135H56L55 136V139H56V137L58 136V138H57V140L55 141L54 139H52L51 138ZM61 135V136H60ZM165 135H167V136H169V137H166ZM192 135H195V136H197V140H195V138H193L194 136H192ZM207 135V134H206ZM205 135V136H206ZM10 136V137H9ZM24 136V137H23ZM60 136V137H59ZM191 136V137H190ZM9 137V138H8ZM45 137H47V139L45 140L44 138ZM257 137V136H256ZM255 137V138H256ZM32 138V139H31ZM44 139V142H43V139L42 140H39V139ZM167 138V139H166ZM171 139L170 141L171 142H169L168 143V140L169 139ZM190 138H192V139H190ZM253 138V140H251V144L250 145H252L253 143H255L254 142V140L256 141H258L259 140V136H258V138ZM48 139H50V140H48ZM52 139V140H51ZM63 139V140H62ZM193 139H194V141H193ZM29 141L30 142V145L31 146H27L26 145V143H25V141ZM33 140V141H32ZM48 140V141H47ZM55 142H54V141ZM192 140V141H191ZM3 141V142H2ZM19 141V142H18ZM22 141V142H21ZM27 141V142H28ZM33 143H32V142ZM37 141H42V143H40V144H38L39 142H37ZM45 141H47V142H45ZM53 141V142H52ZM71 141V142H70ZM95 141V142H94ZM100 141H102V140H100ZM235 140H233V142H234ZM5 142V143H4ZM58 142V143H57ZM193 142V143H192ZM196 142V143H195ZM15 143H17V144H15ZM19 143V144H18ZM24 143H25V146H24ZM32 143V144H31ZM43 143L46 145V148H45V145H44V147L42 146L43 145ZM66 143V144H65ZM191 143H192V145H191ZM10 144H13V145H10ZM174 146V148H172L173 146ZM174 144L175 145H177V142L175 141L174 142ZM193 144H195V147L194 148H192V146H194ZM18 145V146H17ZM38 145V146H37ZM68 145V146H67ZM70 145V146H69ZM95 145V146H94ZM10 146H11V148H10ZM12 146H14V148H12ZM35 146V147H34ZM37 146V147H36ZM41 146V148L43 147V148H45L44 149V152L46 151V150H48V151H46L45 153H43V148L41 149V151H42V153L40 152V150H39V147ZM63 146V147H62ZM97 146V147H96ZM178 146V145H177ZM3 147H5V148H3ZM8 147V148H7ZM18 147V148H17ZM69 147V148H68ZM62 148V149H61ZM63 148H64V150H63ZM118 148V147H117ZM189 148H191V150L189 149ZM35 149V150H34ZM37 149V150H36ZM100 149V150H99ZM185 149H187L186 151H184L185 152V157H184V152H183V150H185ZM203 149H204V147H203ZM5 150V151H4ZM98 150V151H97ZM7 151V152H6ZM31 153H30V152ZM33 151V152H32ZM102 151V152H101ZM155 151V152H154ZM6 152V153H5ZM8 152H10V154H12V156L10 155H8ZM13 152V153H12ZM17 154H16V153ZM22 152V153H21ZM25 152V153H24ZM28 152V153H27ZM151 152L153 153V154H151ZM2 154H4V155H2ZM7 154V155H6ZM23 154H25V156H23ZM58 154V155H57ZM60 154V155H59ZM105 154V155H104ZM150 154H151V156H150ZM156 154V155H155ZM49 155H48V157H49ZM57 155V156H56ZM99 155V156H98ZM192 155V154H191ZM251 155V154H250ZM8 158H7V157ZM15 156H16V158H15ZM30 156V157H29ZM37 156H39V157H37ZM58 156H60V158L58 157ZM157 151L156 150H154V149H152L151 151H149V154H148V158H149V160H148V165H149V162L151 163L153 160H157ZM4 157V158H3ZM12 157V158H11ZM29 158V159H27V158ZM37 157V158H36ZM57 157V158H56ZM63 157V158H62ZM71 159H70V158ZM104 157V158H103ZM153 159H152V158ZM3 158V159H2ZM17 158H18V162L16 161L17 160ZM53 158V159H52ZM76 160H75V159ZM109 158V159H108ZM190 158H191V156H190ZM189 158V160H188V162H192V161H190L191 159ZM8 159V160H7ZM21 159H23L22 161H20ZM64 161H63V160ZM4 160V161H3ZM13 160V161H12ZM185 160H186V158H185ZM245 160V159H244ZM2 161H3V165H2ZM25 161H27V162H25ZM66 161V162H65ZM76 161V162H75ZM79 161H81V163L79 162ZM88 161V162H87ZM6 162V163H5ZM12 162V163H11ZM30 162V163H29ZM63 162V164H60V163H62ZM173 162H175V161H173ZM173 162H171V164H172V166H171V164L170 165H168L169 167H166V168H164V171L165 170H167L168 171V175H169V171L171 172L172 171V169L173 168H175L176 166V164L177 163H173ZM13 163H16V167L17 168H19L20 169V171H19V169H17V168H15V166L13 165ZM19 163V164H18ZM27 165H26V164ZM68 163V164H67ZM89 163V164H88ZM93 163V164H92ZM6 164V165H5ZM10 164H11V167H10ZM25 164V165H24ZM80 164H81V166H80ZM20 165V166H19ZM24 165V166H23ZM62 165V166H61ZM64 165V166H63ZM72 165V166H71ZM79 165V166H78ZM150 165H153V163L152 164H150ZM149 165V167L146 165V169H148V171L149 170H151L153 167L152 166H150ZM184 165V164H183ZM191 165V164H190ZM190 165H188V168H189V166ZM88 166V167H87ZM171 166V167H170ZM174 166V167H173ZM184 166H186V165H184ZM25 167V168H24ZM30 167V168H29ZM63 167V168H62ZM70 167V168H69ZM90 167V168H89ZM92 167V168H91ZM102 167H105V171H104V173L106 174H108L107 176L105 175V174H102V175H104L102 178H104V180L102 181V183H101V180L99 181L98 180V178L97 177H100V175H101V173H102V170H101V172H100V169H102ZM142 167H145V165L144 166H142ZM27 168V169H26ZM31 168L33 169V170H31ZM81 168V169H80ZM110 168V169H109ZM114 168V169H113ZM150 168V169H149ZM169 168H172V169H170L169 170ZM185 168V167H184ZM3 169H4V171H3ZM6 169V170H5ZM22 169V170H21ZM23 169H25V171L23 170ZM59 169V170H58ZM67 169V170H66ZM69 169V170H68ZM84 169V170H83ZM91 169V170H90ZM136 169V168H135ZM138 169V168H137ZM27 170H29V171H27ZM31 170V171H30ZM82 170V171H81ZM93 170V171H92ZM108 170H109V173H108ZM11 171V172H10ZM23 171V172H22ZM27 171V173L25 174V172ZM33 171V172H32ZM67 173H66V172ZM81 171V172H80ZM107 171V172H106ZM111 171V172H110ZM138 171V170H137ZM152 171V170H151ZM21 172V174H19V173ZM7 173V174H6ZM24 173V174H23ZM60 175H59V174ZM86 173V174H85ZM92 173V174H91ZM96 173V174H95ZM113 173V172H112ZM165 173H167L166 171H165ZM16 175L17 177H15L14 175ZM23 174V175H22ZM69 174V177L67 176V175ZM3 175H7V176H3ZM31 175V176H30ZM36 175V176H35ZM65 175V176H64ZM101 175V176H102ZM112 175V174H111ZM153 175V176H152ZM152 175H148V178L150 177V176H152V178L154 177V174H152ZM167 175V176H168ZM26 176V177H25ZM40 176V177H39ZM57 178H56V177ZM72 176V177H71ZM76 176V177H75ZM80 176V177H79ZM86 176L88 177V178H86ZM106 176V177H105ZM19 177V178H18ZM33 177H35V178H33ZM65 177H67V178H65ZM80 178V181H81V183L79 182V178ZM94 177H96V178H94ZM107 177H108V179H107ZM2 178V179H1ZM14 178V179H13ZM22 178V179H21ZM33 178V179H32ZM61 178V179H60ZM83 178V179H82ZM95 180H94V179ZM6 181H5V180ZM26 181H25V180ZM30 179V180H29ZM55 179H56V181H55ZM78 179V180H77ZM89 179V180H88ZM91 179H93L92 181H90ZM13 180V181H12ZM18 180V181H17ZM33 181L34 180V182H31V184H29L28 182H30V181ZM74 180V181H73ZM76 180H77V182H76ZM98 180V181H97ZM5 181V182H4ZM20 181V182H19ZM36 181V182H35ZM71 181H73V182H71ZM88 181H90V182H88ZM22 182V183H21ZM23 182H24V185H23ZM76 182V183H75ZM105 182H107L106 183V186H104L105 184L104 183ZM7 183V184H6ZM38 185H37V184ZM68 183V184H67ZM5 184V185H4ZM10 184V185H9ZM103 184V185H102ZM149 183H147V181H145V182H142V183H140V188L143 190V191H148V188H149V186L150 185H148ZM9 185V186H8ZM29 185V186H28ZM72 185V187H70ZM80 185V186H79ZM86 185H87V187H89L91 190H90V193H89V188L86 190ZM11 186V187H10ZM16 186V187H15ZM31 186V187H30ZM34 186V187H33ZM37 188H36V187ZM4 187H5V189H4ZM15 187V188H14ZM24 189H23V188ZM33 187V188H32ZM85 187V188H84ZM153 187V186H152ZM11 188V189H10ZM29 189L28 191H27V189ZM18 189V190H17ZM21 189H22V191H21ZM70 189H71V191H70ZM95 189V190H94ZM108 189V188H107ZM145 189V190H144ZM5 190V191H4ZM8 190H9V192H8ZM23 190H24V192H23ZM31 190H32V192H31ZM35 190V191H34ZM73 190V191H72ZM84 190H86V191H88V192H86L87 194H85V191ZM108 191V190H107ZM4 192V193H3ZM8 192V193H7ZM33 192H35V193H33ZM92 192V193H91ZM162 192L163 191H159V194L157 193V196H159V195H161L162 194ZM30 193V194H29ZM37 193V194H36ZM82 193V194H81ZM89 193V194H88ZM161 193V194H160ZM8 194V195H7ZM10 194V195H9ZM12 194V195H11ZM27 194V195H26ZM34 194H36V195H34ZM64 194V193H63ZM143 194L147 197V196H149L150 197V195L151 196H153V194H152V190H150L149 192H148V194H145L144 192H143ZM29 195V196H28ZM74 195H76V196H74ZM144 195L141 197V198H143V199H141V200H139L140 198H137V197H139V196H136V198H135V202H137L136 200H139V202H140V204L141 203H143L142 205H140L139 204V202H137L138 204H137V206L138 205H140V207H142L143 208V205L144 204H147V201L149 202L150 200H151V197H150V199H149V197H144ZM176 195V194H175ZM174 195V196H175ZM24 198V200H23V198ZM31 196H32V198H31ZM105 196H106V194H105ZM18 197V198H17ZM20 197V198H19ZM26 197H29V198H26ZM65 197V196H64ZM81 197V198H80ZM88 197V200L86 199ZM164 197V195H162V197L161 196H159V198L157 199L156 198V200H160L161 198H163ZM22 198V199H21ZM35 198V199H34ZM84 198V199H83ZM9 199V200H8ZM27 199V200H26ZM37 199V200H36ZM86 199V200H85ZM92 200V201H90L89 202V200ZM95 199H97V200H95ZM144 199H147V201L145 200V202H143L144 201ZM23 200V201H22ZM33 200V201H32ZM82 200V201H81ZM85 200V201H84ZM100 200H103V201H99ZM20 201H22V202H20ZM35 201V202H34ZM95 201V202H94ZM10 202V203H9ZM20 202V203H19ZM27 202V203H26ZM30 202V203H29ZM81 202V203H80ZM83 202V203H82ZM85 202H86V204L88 205V207L87 208H85V206H87V205H85ZM101 202H102V204H101ZM105 202V203H104ZM90 203H91V205H90ZM93 203V204H92ZM20 204V205H19ZM22 204V205H21ZM30 204V205H29ZM35 204V205H34ZM97 204V205H96ZM17 205V206H16ZM19 205V206H18ZM26 205V206H25ZM29 205V206H28ZM41 205V206H40ZM82 205H84L83 207L80 206ZM101 205V206H100ZM158 205H159V203H158ZM158 205H157V207H158ZM145 206V208H146V205H144ZM24 207V208H23ZM30 207H31V210L29 211V209H30ZM37 207L39 208V209H37ZM43 207V208H42ZM45 207H46V209L47 210H49L50 211V209H51V211H50V213H48V211L45 209ZM90 207V208H89ZM92 207V208H91ZM95 207V208H94ZM98 207V208H97ZM139 207V206H138ZM4 208H6V209H4ZM12 208L14 209V210H12ZM35 208V209H34ZM78 208V209H77ZM83 208V209H82ZM89 208V209H88ZM94 208V209H93ZM25 209V210H24ZM45 209V210H44ZM84 209H86V211L84 210ZM162 209H164V207H159V210H162ZM37 210H38V212H37ZM80 210V211H79ZM84 212H83V211ZM91 210V211H90ZM32 211V212H31ZM44 211V212H43ZM5 212V213H4ZM14 212V213H13ZM17 212H18V214H17ZM23 212V213H22ZM25 212V213H24ZM47 212V213H46ZM82 212H83V214H82ZM88 212H90L89 213V215L87 214ZM91 212H92V214H91ZM94 212V213H93ZM44 213V214H43ZM74 213V217L76 218V219H78V217L79 216H75L76 214ZM21 214H23V215H21ZM26 214V215H25ZM33 214V215H32ZM36 214V215H35ZM39 216H38V215ZM45 214H47V215H45ZM50 214V215H49ZM97 214V215H96ZM9 215V216H8ZM30 215V216H29ZM31 215H32V217H31ZM19 216V217H18ZM40 216H42V217H40ZM51 216V217H50ZM98 216V217H97ZM2 217V218H1ZM13 217H14V219H13ZM34 217H36V219L34 218ZM40 217V218H39ZM45 217H46V219H45ZM98 219H97V218ZM12 218V219H11ZM23 218V219H22ZM26 218V219H25ZM28 218V219H27ZM31 218V219H30ZM83 218V217H82ZM2 219H4V220H2ZM10 219V220H9ZM19 219H21V220H19ZM38 219V220H37ZM40 219V220H39ZM43 220V221H42ZM47 221V222H45V221ZM99 220V221H98ZM16 221V222H15ZM21 221V222H20ZM38 221V222H37ZM51 221V222H50ZM96 221V222H95ZM5 222V223H4ZM20 222V223H19ZM31 222H32V224H31ZM35 224H34V223ZM41 222H44V223H46L45 224V227L44 228H42V227H40V225H38V224H40ZM48 222H49V224H50V226H49V224H48ZM91 222V223H90ZM84 223V222H83ZM90 223V224H89ZM161 223H165V220L164 221H162ZM4 224V225H3ZM31 225V227H29L30 225ZM34 224V225H33ZM52 224V225H51ZM93 226H92V225ZM99 224V225H98ZM21 225V226H20ZM24 225V226H23ZM27 227H26V226ZM33 225V226H32ZM49 227H47V226ZM161 225V227L163 226L162 224H160ZM23 227V228H22ZM26 227V228H25ZM89 227V228H90ZM95 227V228H96ZM33 228V229H32ZM39 228V229H38ZM22 229V230H21ZM41 229V230H40ZM261 229V228H260ZM259 228H257V230L259 231L260 230ZM26 230H27V232H26ZM48 230V231H47ZM23 231V232H22ZM46 231V232H45ZM50 231V232H49ZM262 231V230H261ZM26 232V233H25ZM31 232V233H30ZM32 232H33V234H32ZM39 232H40V234H39ZM50 234H49V233ZM54 232V233H53ZM30 233V234H29ZM42 233V234H41ZM27 234V235H26ZM54 234V235H53ZM28 235H29V237H28ZM35 235V236H34ZM42 237H41V236ZM47 237H45V236ZM52 235V236H51ZM24 236V237H23ZM34 238H33V237ZM51 236V237H50ZM17 237V238H16ZM21 237V238H20ZM45 239H44V238ZM24 238V239H23ZM259 238H261V240H260V242L262 243H260V246H262V247H258V250H263V252L261 253V256H259L258 258H257V260H256V264H264V234L262 235V237H259ZM262 238H263V240H262ZM32 239V240H31ZM34 239V240H33ZM7 240V241H6ZM42 240V241H41ZM46 240V241H45ZM47 240H48V242H47ZM29 241V242H28ZM39 241V242H38ZM5 242V243H4ZM28 242V243H27ZM37 242V243H36ZM45 242V243H44ZM10 243V244H9ZM31 244V245H30ZM181 244V245H180ZM184 244V243H183ZM185 244H187V243H185ZM184 244V245H185ZM190 244H192V243H190ZM189 243L187 244V246L188 245H190ZM3 245H4V247H3ZM29 245V246H28ZM169 245H171V244H169ZM8 246V247H7ZM12 248H11V247ZM23 246V247H22ZM178 246V247H177ZM3 247V248H2ZM95 247H97V246H95ZM164 246H162V247H160L159 249H157V250H159V252L157 251V250H155V251H152L151 253H149L148 255H147V257L145 258V260H143V262H142V264H146L147 263V261H148V259H149V261L151 262H153V259H154V262H153V264H203V263H201L200 261H195L194 259H193V257H192V255H190V254H188L187 252V250H185L186 248L185 247H183L182 246V243H176L175 244V246H165L164 248H163ZM166 247H167V250H166ZM172 247H174V248H172ZM189 247H191V245L189 246ZM189 247H187V248H189ZM192 247H194V246H192ZM190 248V249H196L197 247H195V248ZM9 248V249H8ZM163 248V249H162ZM19 249V250H18ZM94 249H96V248H94ZM163 251H162V250ZM177 249V250H176ZM1 250H2V252H1ZM4 250H6V251H4ZM21 250H23V251H21ZM95 251V250H94ZM166 251V252H165ZM185 251V252H184ZM202 252H203V250H201ZM159 254H158V253ZM11 253V254H10ZM103 253V252H102ZM189 253H190V251H189ZM104 254L105 253H103L102 255L104 256ZM154 254H156V259L153 257V256H155ZM204 254L206 255V253L204 252ZM226 254H228V255H226ZM226 254H224L225 256L223 257L222 256V258H221V256L219 257V258H217L216 260H218L219 261V264H221L223 261H226V262H223L222 264H225V263H227V264H231V252H227ZM2 255H3V257H2ZM5 255H6V257H5ZM109 255V254H108ZM161 255H163V257L161 256ZM188 255V256H187ZM208 255V254H207ZM110 256V255H109ZM108 256V259L109 260H111L112 258L111 257H109ZM112 256V255H111ZM150 256H152V257H150ZM209 256L210 255H208V257H207V259L210 261V264H215V262H216V260H214L215 262L213 263V261H212V259H211V256H210V258H209ZM105 257V256H104ZM124 257V259H123V261H125V259H126V256H122L120 259H118V260H116V259H112L111 260V262H109L108 263V261L109 260H107L106 258H107V255H106V257H105V259H106V261H107V264H115L114 262L116 261V263H119V264H123L124 262H122V258ZM230 258V259H229ZM105 259H104V264H106L105 262ZM222 259V260H221ZM226 259V260H225ZM263 259V260H262ZM222 262H221V261ZM112 261H113V263H112ZM145 261V262H144ZM148 261V263L147 264H149L150 262ZM212 261V262H211ZM228 261V262H227ZM11 262V263H10ZM102 262V263H103ZM122 262V263H121ZM151 262V263H152ZM221 262V263H220ZM252 262V261H251ZM93 264H97V263H93Z\"/></svg>",
    "mask_w": 264,
    "mask_h": 264
}]
</instances>
